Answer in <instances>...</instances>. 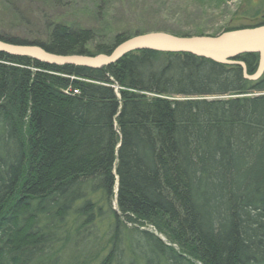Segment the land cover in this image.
Listing matches in <instances>:
<instances>
[{
    "label": "trees",
    "instance_id": "1",
    "mask_svg": "<svg viewBox=\"0 0 264 264\" xmlns=\"http://www.w3.org/2000/svg\"><path fill=\"white\" fill-rule=\"evenodd\" d=\"M132 36L98 41L96 29L63 19L48 22L41 38L0 33L11 43L91 56ZM2 59L42 71L0 63V264H88L69 247L106 215L114 220L112 249L100 264L120 258L125 233L147 240L157 264H264V75L249 80L238 64L149 49L102 68ZM234 60L254 74L260 55ZM69 87L78 92L66 94ZM76 183L102 200L88 195L86 208L75 207L85 198ZM122 216L153 225L183 251L128 229Z\"/></svg>",
    "mask_w": 264,
    "mask_h": 264
},
{
    "label": "rangeland",
    "instance_id": "2",
    "mask_svg": "<svg viewBox=\"0 0 264 264\" xmlns=\"http://www.w3.org/2000/svg\"><path fill=\"white\" fill-rule=\"evenodd\" d=\"M257 11L259 14L255 17L245 14ZM61 19L96 29L98 41H112L121 31L134 36L151 31L182 36L201 32L218 35L231 27L251 26L263 21L264 0H229L220 4H210L206 0H0V33L5 36L30 40L45 37L48 22ZM84 195L87 198L88 194ZM89 197L94 202L102 200L98 193ZM113 206L117 208L114 201ZM104 207L107 213L111 209L108 204ZM122 218L128 229L134 231L135 227H140L142 231L144 228L158 235L167 246L183 251L153 225ZM113 221L109 215L98 218L92 229L78 234V243H71L69 251L81 249L79 253L88 264H100L106 260L112 249L109 241L114 230ZM143 240L132 239L125 233L122 247H119L122 248L119 250L121 256L113 264H157L158 256L147 240Z\"/></svg>",
    "mask_w": 264,
    "mask_h": 264
},
{
    "label": "water",
    "instance_id": "3",
    "mask_svg": "<svg viewBox=\"0 0 264 264\" xmlns=\"http://www.w3.org/2000/svg\"><path fill=\"white\" fill-rule=\"evenodd\" d=\"M154 50L172 53H190L224 64H238L246 79L258 80L264 75V25L238 30L225 31L218 35L182 36L164 31H151L137 34L120 43L110 54L95 56L83 54L60 55L49 52L37 44H16L0 39V51L10 55L29 57L55 65H75L89 68H102L118 62L125 55ZM258 53L259 67L249 74L247 64L235 57Z\"/></svg>",
    "mask_w": 264,
    "mask_h": 264
},
{
    "label": "bare ground",
    "instance_id": "4",
    "mask_svg": "<svg viewBox=\"0 0 264 264\" xmlns=\"http://www.w3.org/2000/svg\"><path fill=\"white\" fill-rule=\"evenodd\" d=\"M1 39V38H0ZM3 40V39H2ZM5 41V40H4ZM50 52V51H49ZM0 53H4V54H8V53H6V52H2V51H0ZM53 53V52H52ZM10 55V54H9ZM13 56H15V55H13ZM18 57H22V56H18ZM39 61V60H38ZM0 63H3V64H5V65H11V66H16V67H24V68H29L33 73H35V72H40V71H42V69H40V68H37V67H35V66H26V65H21V63H18V62H12V61H9L8 59H2L1 61H0ZM43 63H45V62H43ZM46 64H48V63H46ZM51 65H55V64H51ZM72 78V77H71ZM114 86V88L116 89H118L119 88V86L118 85H113ZM71 92H78V89H73V87H69L68 89H66L65 90V93L66 94H69V93H71ZM28 116H29V112H28V114L26 115V119L25 120H28ZM27 132V127H24V133H26ZM119 147V146H118ZM116 163H117V160L115 161V165H114V169H113V172H114V175L116 176V178L118 177L119 178V175L117 174V171H116ZM116 173V174H115ZM116 183V182H115ZM94 185L96 186V187H99L100 186V184H97V182H94ZM74 187H75V189H78V188H80L82 191H85V194H88V195H94L95 193H96V191L94 190V188L93 187H91V186H87V188L86 187H84V186H81V184H74L73 185ZM94 186V187H95ZM114 189H115V191H118V189H119V183H116V185H114ZM98 194H100V193H98ZM75 197V196H74ZM66 200L67 201H69V197H67L66 198ZM74 200V199H73ZM72 201V200H71ZM86 201H87V199L86 198H84V197H79V198H77L73 203L78 207V208H80V209H83V208H86L87 206H86ZM113 201H114V203H115V206H117V208L115 209L114 208V206H113ZM71 203V202H70ZM80 203V205H78ZM112 207H113V209H115V210H118V194H117V192H115V194H114V196H113V199H112ZM107 213V212H106ZM140 228V227H139ZM155 228V227H154ZM142 230H144V228H141Z\"/></svg>",
    "mask_w": 264,
    "mask_h": 264
}]
</instances>
